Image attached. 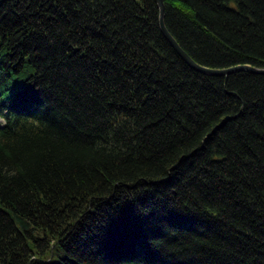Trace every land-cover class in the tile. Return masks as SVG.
<instances>
[{"label":"trees","instance_id":"trees-1","mask_svg":"<svg viewBox=\"0 0 264 264\" xmlns=\"http://www.w3.org/2000/svg\"><path fill=\"white\" fill-rule=\"evenodd\" d=\"M162 1L264 67V0ZM0 119V264H264V74L155 0H0Z\"/></svg>","mask_w":264,"mask_h":264},{"label":"water","instance_id":"water-1","mask_svg":"<svg viewBox=\"0 0 264 264\" xmlns=\"http://www.w3.org/2000/svg\"><path fill=\"white\" fill-rule=\"evenodd\" d=\"M157 3L158 9H159V27L166 38V40L169 42V44L173 47V49L176 51V53L181 57L182 60H184L190 67L193 69L207 75H215V76H227L228 74L232 72L237 71H249L253 73H264V68H259L255 66H251L248 64H237L234 66L226 67V68H211L206 67L197 64L194 62L184 51L183 49L177 44L175 39L171 36V34L167 31L164 22H163V13H164V5L162 0H155Z\"/></svg>","mask_w":264,"mask_h":264},{"label":"bare ground","instance_id":"bare-ground-1","mask_svg":"<svg viewBox=\"0 0 264 264\" xmlns=\"http://www.w3.org/2000/svg\"><path fill=\"white\" fill-rule=\"evenodd\" d=\"M184 61V60H183ZM185 62V61H184ZM195 62V61H194ZM186 63V62H185ZM198 64V63H197ZM200 65V64H199ZM237 65V64H236ZM203 66V65H202ZM231 66H234V65H231ZM252 66V65H251ZM227 67H230V66H227ZM255 67H257V66H255ZM221 68H226V67H221ZM259 68H264V67H259ZM237 72H240V71H237ZM247 72H249V71H247ZM251 73H253V72H251ZM259 74H264V73H259ZM225 75H223L222 77H224Z\"/></svg>","mask_w":264,"mask_h":264},{"label":"rangeland","instance_id":"rangeland-1","mask_svg":"<svg viewBox=\"0 0 264 264\" xmlns=\"http://www.w3.org/2000/svg\"><path fill=\"white\" fill-rule=\"evenodd\" d=\"M0 123H1V119H0Z\"/></svg>","mask_w":264,"mask_h":264}]
</instances>
